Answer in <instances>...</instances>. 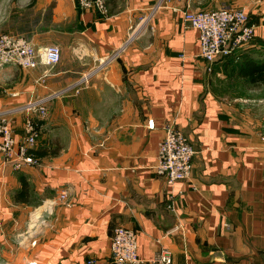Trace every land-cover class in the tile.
<instances>
[{
    "label": "crops",
    "instance_id": "0c3cea01",
    "mask_svg": "<svg viewBox=\"0 0 264 264\" xmlns=\"http://www.w3.org/2000/svg\"><path fill=\"white\" fill-rule=\"evenodd\" d=\"M206 1L107 0L103 15L0 0V35L62 50L53 66H0L16 138L29 117L39 126V164L0 161V264H115L118 226L138 233L143 264H264V127L218 91L232 56L199 55L183 11ZM239 56L238 76L264 86L249 76L263 60ZM38 98L45 117L17 110ZM171 124L196 149L191 177L174 182L151 168Z\"/></svg>",
    "mask_w": 264,
    "mask_h": 264
},
{
    "label": "built area",
    "instance_id": "2783aa9c",
    "mask_svg": "<svg viewBox=\"0 0 264 264\" xmlns=\"http://www.w3.org/2000/svg\"><path fill=\"white\" fill-rule=\"evenodd\" d=\"M78 2L84 9H93L103 15L108 12L107 0ZM183 18L190 26L199 30V55L209 62L230 55L253 39L257 31L243 9L231 6L210 10L186 9L183 11ZM61 56L62 50L57 44L38 48L25 37L11 33L0 35V66L8 63L21 68H36L41 63L53 66L61 60ZM47 100L48 98L30 100L17 110L37 111L41 117H45L48 113ZM13 111H0V161L11 163L16 168L25 164H39V158L33 152L39 135L38 123L32 117L26 119L24 136L17 139L12 126ZM195 154L196 149L188 135L172 124L167 125L151 168L165 176L169 182L189 179ZM111 258L115 264H143L144 260L138 255V233L135 230L125 226L114 229ZM156 260L166 264L171 262L168 253L160 254Z\"/></svg>",
    "mask_w": 264,
    "mask_h": 264
},
{
    "label": "rangeland",
    "instance_id": "374dc122",
    "mask_svg": "<svg viewBox=\"0 0 264 264\" xmlns=\"http://www.w3.org/2000/svg\"><path fill=\"white\" fill-rule=\"evenodd\" d=\"M205 3L208 8L197 10L217 9L223 6L243 9L248 14L250 22L257 28L253 39L230 54L231 70L233 66L236 68L229 74L228 80L224 79L218 91L222 96L228 97L239 113L248 117L252 125L264 127V86L254 88L251 83L237 74L243 59L239 55L244 52L254 59L259 58L260 61H264V0H207ZM64 41L68 43V40ZM57 45L61 47L59 43ZM20 106L22 105H18Z\"/></svg>",
    "mask_w": 264,
    "mask_h": 264
},
{
    "label": "trees",
    "instance_id": "16d2710c",
    "mask_svg": "<svg viewBox=\"0 0 264 264\" xmlns=\"http://www.w3.org/2000/svg\"><path fill=\"white\" fill-rule=\"evenodd\" d=\"M255 72L253 74H249L250 80L253 83L259 84L260 82H264V61L260 64L257 62L254 63Z\"/></svg>",
    "mask_w": 264,
    "mask_h": 264
}]
</instances>
